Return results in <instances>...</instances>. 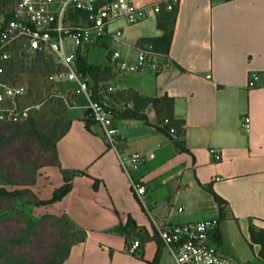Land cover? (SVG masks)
Instances as JSON below:
<instances>
[{"label": "crops", "instance_id": "crops-1", "mask_svg": "<svg viewBox=\"0 0 264 264\" xmlns=\"http://www.w3.org/2000/svg\"><path fill=\"white\" fill-rule=\"evenodd\" d=\"M161 1L134 0L141 7ZM156 20L157 14L150 13L135 25L110 26L120 28L122 38L108 36L84 56L87 63L120 75L93 81L95 93L102 92L114 105L128 89L144 97L172 98L174 118L184 122L183 134L179 141L165 134L150 105L142 111L146 121L122 118V112L115 117L123 153L154 154L133 173L147 188L140 201L119 169L115 152L87 118V100L71 99L65 109L70 125L54 144L47 197L63 185L61 171H84L98 183L93 188L91 178L74 176L69 192L49 205L53 216L84 233L82 240L68 246L59 264H174L157 229L205 219L217 222L211 241L222 246L225 256L235 264H254L259 246L251 242L249 226L264 230V0H178L168 66L158 72H119L107 52L118 50L132 59L140 38L163 34ZM91 53L93 60H88ZM97 54L102 61L96 60ZM101 85L119 91L108 93ZM129 104L127 109H132ZM244 115L250 119L248 133L240 129ZM84 120H89L90 131ZM213 150L220 155L218 161ZM129 218L150 237L132 255L126 252L123 231ZM227 230L243 237L251 256L231 248Z\"/></svg>", "mask_w": 264, "mask_h": 264}, {"label": "built area", "instance_id": "built-area-1", "mask_svg": "<svg viewBox=\"0 0 264 264\" xmlns=\"http://www.w3.org/2000/svg\"><path fill=\"white\" fill-rule=\"evenodd\" d=\"M176 4L177 0H163L150 6L152 12L158 14L162 9H173ZM150 6H137L134 0H13L8 19L0 23V122L17 123L26 118L29 110L21 104L25 88L4 79V66L16 48L20 52L51 56L58 67L52 73V79L71 84V95L87 100V118L98 127L108 147L115 152L119 169L129 179L132 193L140 201L147 188L133 178V173L144 162L153 159L154 154L145 151L125 154L121 151L123 138L115 125L114 112L103 93H95L91 78L78 71L76 57L78 51L85 53L108 36L120 40L122 30H110V26L118 22L127 25L142 22L148 17ZM133 51L135 55L132 59L114 49L109 50L107 55L121 73L158 72L169 64L168 58L151 43L137 45ZM167 123L165 119L159 128ZM240 129L245 133L250 131L247 115L240 118ZM167 133L175 141L181 139L174 128H169ZM212 155L215 161L220 159L217 151L213 150ZM181 210V207L177 208L178 212ZM216 228L215 220L205 219L163 226L157 229V236L168 249L174 264H235L211 241ZM138 248L139 240L134 238L126 247V252L136 254Z\"/></svg>", "mask_w": 264, "mask_h": 264}, {"label": "rangeland", "instance_id": "rangeland-1", "mask_svg": "<svg viewBox=\"0 0 264 264\" xmlns=\"http://www.w3.org/2000/svg\"><path fill=\"white\" fill-rule=\"evenodd\" d=\"M9 1L1 8L2 15L12 8ZM150 13L154 14L151 6L148 8ZM22 53L28 55L25 64L29 65L34 54ZM93 55L89 54L88 60H93ZM96 60L102 61V54H97ZM50 68L53 72L58 70L53 62ZM53 72L35 76L20 73L10 82L25 88L21 104L29 110L26 118L17 123L0 122V264L57 262L68 245L79 237V232L65 219L50 213L49 205L39 204L51 197H47V192L52 180L50 168L55 166L53 147L66 124L65 109L74 97L70 92L72 85L52 79ZM113 74L114 77L120 76L104 67L99 78L109 80ZM106 84L111 86V82ZM101 87L106 89V85ZM117 91L107 90L108 93ZM126 100L123 93L117 100L118 105L110 103L109 99L106 101L114 114H118L130 108ZM60 103L65 105V109L60 108ZM251 226L258 229L255 224ZM226 235L235 252L243 254L247 250L251 256L250 249H244L240 234L227 230ZM213 244L222 252L221 245ZM256 263L264 264L260 259ZM165 264L172 262L166 261Z\"/></svg>", "mask_w": 264, "mask_h": 264}, {"label": "trees", "instance_id": "trees-1", "mask_svg": "<svg viewBox=\"0 0 264 264\" xmlns=\"http://www.w3.org/2000/svg\"><path fill=\"white\" fill-rule=\"evenodd\" d=\"M7 0H0V15H2L3 11L1 8L6 5ZM12 6H13V0H10ZM177 4L173 7L171 10H161L157 14V20L156 25L157 28L163 31V34L159 37H150V38H140L137 42V45H140L142 43H151L153 44L154 48L159 51L164 56L167 55L170 40L173 32V25L177 13ZM11 10V9H10ZM9 10V12H10ZM9 12H6L2 15V21H5L9 17ZM26 58H28V55L23 54L19 51V48H16V50L13 53L12 58L9 60L8 63L5 64V76L4 79L10 83L11 80H13L15 77H17L20 73H28L29 75H37L40 73H47V72H53L51 70L50 65L53 62L54 59L51 56H48L46 54L42 53H34V58L30 59L29 65H26ZM76 67L78 71L82 72L83 74H87L92 81H98L100 80L99 74L102 73V69L98 66H94L91 64H88L86 62L84 52H77L76 57ZM13 84V83H10ZM14 85V84H13ZM123 93L127 96V100L129 103L132 104V109H126L124 110L120 115L122 118H128V119H138L142 121H146V117L143 114V109L147 107L148 105L152 106L157 115L159 116V124H163V121L165 119L168 120L167 124L163 125L162 131L168 135L167 130L169 128H174L178 135L183 134V126L184 122L183 120H176L173 115V99L169 98L167 96H163L160 98H150V97H144L138 94L136 91H133L131 89L124 90L120 93V96H123ZM69 105V104H68ZM60 108L65 109V105L63 103H60ZM118 114H114V117H116ZM84 127L90 131V122L89 120H84ZM70 125V121L66 120V124L62 132L57 136L56 141L66 132ZM55 141V142H56ZM54 152V147H53ZM55 157V156H54ZM63 176V185L56 188L52 194L51 197L47 200L40 201V205H51L54 202H57L62 199L63 196H65L70 188H71V180L74 176H85L88 178H91L93 180V188H96V185L98 183V180L92 178L84 171H61ZM217 202L221 204V200L215 197ZM65 219V218H63ZM70 225L71 223L65 219ZM73 227V225H71ZM74 228V227H73ZM75 229V228H74ZM79 232V237L77 239H74L71 243L75 241H80L84 238V233L77 230ZM126 237V246L130 244V241L133 238L139 239V249H141V246L146 243L150 237L147 234L146 230L142 227L136 226L135 222L131 220L130 218L127 220V223L123 229ZM249 236L250 240L253 244H256L259 246L258 251V257L264 262V230L263 229H254L251 225L249 226ZM70 243V244H71ZM69 244V245H70ZM68 245V246H69ZM67 249L65 253L62 255V257L57 262H47L45 264H59L64 255L66 254Z\"/></svg>", "mask_w": 264, "mask_h": 264}]
</instances>
